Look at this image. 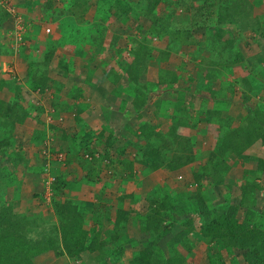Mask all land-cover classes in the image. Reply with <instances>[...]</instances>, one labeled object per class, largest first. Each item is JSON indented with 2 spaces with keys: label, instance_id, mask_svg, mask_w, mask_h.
<instances>
[{
  "label": "rangeland",
  "instance_id": "obj_1",
  "mask_svg": "<svg viewBox=\"0 0 264 264\" xmlns=\"http://www.w3.org/2000/svg\"><path fill=\"white\" fill-rule=\"evenodd\" d=\"M63 1L65 0H51L50 3H46V1L43 0H0L2 7L6 8L8 11L9 9L11 10V17L2 23L0 28L8 30L11 26L12 31H20L22 38L24 37V39H26L23 40L26 45H23L24 48L22 51L31 52L26 67L31 68L32 65L38 64V58L34 54L38 41L33 37L32 32L38 31L37 33H40L41 31L50 36L53 26L50 23L49 16L52 14L56 16L62 11L64 6ZM86 1L88 7L83 14V22L88 26H93L94 30L101 32L103 40L100 47H94L92 43L86 45V47H78L76 43L71 42V45L66 49L67 51H71L74 45L76 52H78L77 48L80 49V52H86L84 54L85 67H82V70L77 72L67 71L64 73L70 80H80V84L88 83L86 91L78 88V90L73 93L77 94V104H68V101L67 103L59 102L61 101L60 97L63 96L62 98H64L65 95L63 94L60 96L58 90H54L51 84L49 86L52 90L50 87L48 88V86L42 87L40 85V87H38L36 85L35 87L34 84L30 83L31 78L22 76V70L20 71V68L17 71H14L15 69L13 71L6 70L8 72L3 71L2 75H0V77L5 79L6 83H8L3 89L5 90L4 93H7L6 99L0 98V130L7 131L11 134L14 140L13 143L16 145L15 148L30 159V165H28L27 168L28 174L24 179L22 187L14 188L7 186L4 188L3 191H6L7 196L5 195L1 203L4 204L5 207L13 205V210L16 209L19 213L26 212L28 213L27 215H31L32 217L35 216L36 219L41 220L38 231L26 233L27 240L34 241L37 239L43 241L48 238H54L57 242L52 251H48L37 257L34 264H98L96 259L87 255L85 251H81L78 256H71L66 251L59 230L57 228L55 230H49L51 226L58 225L59 221L54 214L53 217L51 215V212L54 211L53 207L45 205V203L48 202L49 188L48 182H46L47 180L45 181L42 176L43 174L40 173L42 167H44L42 165L45 162L37 164L34 162H36L38 157L45 158V156L48 155V147H52V142H62L64 134L68 137L66 142L74 143L75 136L81 135L83 130L84 133L86 130L92 132L93 136L89 137L87 142L79 147V151L77 152V154H84L88 162L83 161V163H80L77 159H71V161L67 163L64 158V151L53 155L57 157L52 158L53 162H49V169L43 170L45 172L44 174L47 173L48 181L51 180L54 172L62 176L65 175L66 178H70L73 174H82L80 170L82 165L83 167L84 165H90L91 168L89 170H91L92 174L96 173L101 177V179H96L95 181V190L90 191V187L88 186V191L85 190V185H79L76 189L73 188L69 191L70 197L74 199L85 198L84 191H87V197L94 198L96 194L98 195V193H100V190L105 191L104 195H106V197H114L121 192H134L126 203L132 208L130 216L132 218L133 216H138L136 219L138 223L139 220L149 216L151 213L147 206L149 204L147 198L149 200L155 198L152 202V206H154L158 203L159 199L165 198L166 193H169L172 202L183 204L184 199L182 194H184L183 191L185 188L179 185L190 182L185 177L189 176V179L192 178L191 172H194L191 162L178 168L176 171H169L166 167L160 166L151 172H148L144 167L139 168L135 163V169H133L132 172H125V160H131L135 157V154H137L139 150L137 146L142 150L149 147L147 146L146 139L138 134V131H140V119L142 118L140 115L145 118V120H143L145 122L147 120L146 116L151 118V110L157 111L161 109L164 111L163 113H166L165 115L171 113L174 118V120L170 122L172 127L176 120L179 124L184 126V124H187L186 121L194 122L198 119L200 122L194 124L202 125V127L199 133L195 134L196 138L183 135L181 140L183 144L180 145L188 146L193 155L198 154L196 157L198 158L197 161H199L198 167H200L202 164L208 162V156L211 153L213 154L217 151V146L221 138L226 136V132L234 131L240 124H244L245 130H250V128L254 126L249 119L246 120L248 109L243 105L244 100L241 96L242 90H244L242 87L244 85L240 79L248 77L249 74L255 82L264 78L263 65L260 64L259 67L255 66L254 70L250 73L251 68L246 61L248 59H246L245 61L228 65V67L224 69L227 80L222 84L216 85L213 83L214 85L211 86L213 76L214 78H218L222 71L219 66L211 63L214 61L219 63L220 60L216 59L218 58V54L206 48L209 42L212 44L215 43L211 39L208 41V38L212 36V34H215L214 32L211 30L209 31L207 27L197 29L191 35L195 42L198 41L197 45L193 44L181 50L179 49L178 51L172 50L174 45L170 34L155 36V34L151 33L152 22L155 20V16L157 18L159 16L161 19H166V25H168L171 31L180 29L191 31L192 25L190 23V18L187 17L185 13L189 11L196 12L198 6L213 3L214 0H161L156 7L151 8V12L149 11L151 5L148 0H114L113 3H115V5L107 4L100 0ZM15 2L21 3L18 7L15 6L16 8H14L11 5ZM47 4L50 5L48 10ZM54 5L56 7L58 6V8L53 10ZM122 7L127 9V13L125 12L122 16H117V13L122 12ZM260 8L261 7H259V9ZM78 11L81 12V9L78 8ZM48 14L50 15L48 16ZM57 19L59 20L60 16ZM244 20L245 18L242 19V21ZM252 20L250 22L253 23ZM262 22L264 23V19ZM262 22L259 21L255 23L254 21L251 25H255L251 28L248 26L245 27L244 25V27L241 26L238 29L235 27V23H229L224 26L226 33L224 36L230 38L229 36L233 34V30H238L236 31V37L238 36L237 45L244 50V56L251 59L264 53V24ZM77 26L80 28L81 25ZM195 26L196 25H194V27ZM46 28L50 30L47 32ZM255 29H257V31H255ZM144 45L148 48V50H143L144 52L147 51V59L143 64L140 62L139 64L138 59L140 58V52H138L137 55V50H141ZM91 52L96 53L95 55L97 56L95 59H91ZM50 64L53 66L52 61ZM89 64H93L95 68L93 72L91 73L88 71L90 75L84 74L82 77H78L79 72H84V69ZM53 69L54 67L49 71L52 73ZM74 70H76L75 66ZM36 71H38V69L32 70L29 74L31 75ZM62 71L64 72L63 68ZM44 74L48 78V75L46 73ZM72 74L73 76H70ZM85 76L87 82L82 79L85 78ZM91 81L95 83H91ZM108 83L109 87L113 89L109 91L111 100H109V107L105 109L101 108L100 105L96 106V102L100 100L101 92H104L105 89L103 87ZM97 84L98 86L95 88ZM99 84L103 87H99ZM116 86H118V90ZM215 86L219 87L217 88L216 97L223 94L225 102L233 100L235 103L232 104L228 102L221 105L224 101L219 102L218 100H213L211 96L212 93L215 94L216 92L214 91ZM46 88L48 89L46 90ZM65 92L68 93V90ZM249 94L250 99H248V101H250V109L251 106L253 108L259 106L262 107L264 111V90L261 87H254L249 91ZM71 95L72 94L69 95L70 98H73ZM57 96L59 97L56 99ZM197 96L199 98L195 100ZM66 98H68V95H66ZM93 98L94 100L96 99V102L92 101L89 103V100H93ZM8 101L12 103L16 102L23 107L27 104V108L30 109L29 113L34 111L35 106L43 108V111L37 112L39 116H35V120H33L35 123L27 119V121L15 126V121H12L14 119L12 118L14 112L11 111L7 103ZM142 101L144 108L139 111L137 105ZM51 102L52 106L56 109L53 117L52 114L48 112V110L51 111L50 108H52ZM100 103L102 104V101H100ZM65 107H67V110H65ZM210 108H219L220 113H216L215 118L207 122L206 112ZM116 110L121 112L120 116H118V114L116 115V112H114ZM143 114L148 115L145 116ZM60 116L61 119H58ZM198 116L201 118H197ZM228 120L230 124H228V127L224 128ZM51 124L54 125L53 128ZM35 129L39 130L41 133H44L43 130L45 131L42 137V144H44L46 148L40 149L38 145L31 143V133ZM198 129V127H195L194 130L197 132ZM131 130L135 132V136L132 137V142L124 147V141L126 142L128 140V132ZM164 132L165 131L162 130L159 133H154L148 138V141L154 144L156 150L162 149V145L167 144V141H169L171 137V134L168 135ZM1 134H3V132ZM82 136H84V134ZM243 137H247V134H243ZM195 140L197 142H194ZM71 147V145L68 146V148ZM175 147L177 148V146ZM58 148V145L54 146V149L58 150ZM122 148H124L123 153L120 152ZM87 150L91 151V153L85 152ZM174 152L177 153L178 151ZM245 152L253 156L264 157V143L257 141L248 147ZM171 155V152L165 154L166 158H171ZM226 164L229 167L228 175L226 176L229 180L225 179L223 183L216 185L213 177L212 179L209 178L210 176H208V178L203 177L196 182L197 184L195 182L188 183V190L186 193L198 192L204 203L214 206H218L223 203L226 198L234 196L233 193L238 192L236 185L242 179V175H246L245 173L246 169L249 168V163L242 164L239 159L232 157V159H227ZM82 171L84 172V169ZM121 174H124L122 178L127 177L129 179L128 182H132L133 184L131 183V186L126 184L121 187V189H117L115 185H102L104 179L108 178H113L112 181L117 182L120 180ZM258 174L260 173H257V175ZM256 177H258L259 183L262 184V189L256 192V195L254 193H249V195H247L248 199L245 201V205H247L243 207V211H245L244 209L247 207L249 210H257L260 202L264 201V173ZM197 186H200V189L197 190ZM233 200H235L234 197ZM238 201L239 199L237 202ZM194 206V203L189 204V208L191 209ZM182 210L186 213L189 211V209L184 206ZM169 213L171 214L172 211H169ZM243 214L244 212L239 210L236 214L237 218L242 220ZM252 217L258 219L261 225H263L261 229L264 232V219L261 218L260 214L256 213L252 215L249 217V221H251ZM132 218L130 222L133 221ZM84 223L88 226L92 224V221L89 219L85 220ZM98 226L99 225L94 224V227ZM184 226L185 222L182 220L178 223L173 222V224L166 227L165 234H167L168 239H165L162 245L164 246L165 243L167 244L170 237H174ZM197 235L196 231L189 234L188 240L190 242V249H186L181 244L177 245L178 250L185 258L186 264H247L246 259L241 255V251L237 249H226L221 240L212 243L198 240ZM89 236L92 237V234H89ZM107 239H110V237L107 236ZM208 252L211 256L213 255V257L216 258V262L215 260L212 262L211 259L207 257L206 254ZM130 255V250H127L122 261L116 264H126ZM228 255L229 259L227 258L225 263L223 256ZM233 257L237 259L234 260L232 259ZM106 264L112 263L107 260Z\"/></svg>",
  "mask_w": 264,
  "mask_h": 264
},
{
  "label": "trees",
  "instance_id": "obj_2",
  "mask_svg": "<svg viewBox=\"0 0 264 264\" xmlns=\"http://www.w3.org/2000/svg\"><path fill=\"white\" fill-rule=\"evenodd\" d=\"M43 1L50 3L51 0ZM100 1L115 5L113 3L114 0ZM148 2L151 5L149 8L150 11L161 0H148ZM63 5V9L58 15L48 14L52 20L60 16L58 21L61 38L58 41L65 43L74 42L78 47H86V45L91 43L94 47H100L103 40L101 32L94 30L93 26H88L83 22V14L88 7L87 1L65 0L63 1ZM46 6L48 10L50 5L47 4ZM259 7L261 8L259 9ZM78 8L81 9V12L78 11ZM261 9L264 11V0H218L216 3L198 6L196 12L189 11L185 13L190 18L192 25L191 31H187L186 29L171 31L168 25H166V19L155 16V20L152 22L151 33L155 34V36L170 34L174 45L172 50L178 51L193 44L197 45L198 41L195 42L194 38L191 37L192 33L197 29L207 27L209 31L214 32L215 34H212L208 38V41L211 39L215 43L212 44L209 42L206 48L218 54V58L216 59L220 60L219 63L216 61L211 63L219 66L222 71L218 78H214L213 76V86L214 84H222L227 80L224 69L232 63L248 59L246 61L251 68L250 73L254 70L255 66L259 67L262 64L264 67V53L251 59L244 56V50L237 45L238 36L236 37V31L238 30L234 29L233 34L229 36L230 38L224 36L226 34L224 26L229 23H235V27L238 29L241 26L244 27V25L245 27L248 26L251 28L255 25H251L254 21L255 23L262 22L264 12ZM125 12L127 13V9L122 7V12L117 13V16H122ZM10 17L11 12L0 4V25ZM243 18H245L244 21H242ZM251 20L253 23L250 22ZM77 25H81L80 28ZM194 25L196 26L194 27ZM45 42V45L38 42L36 52H34L36 56L38 54L42 58L41 61L36 65H32L25 75L26 78L28 76V78H31L30 83L34 84L35 87L36 85L44 87L47 80L44 73L52 69L50 62L52 52H54L53 41L47 39ZM7 49H9L7 44L0 43V54L10 53L6 51ZM77 50L80 49L77 48ZM143 50H148L147 46L144 45L141 50H137V55L140 52L138 63L140 62L141 64L147 59V51L144 52ZM35 69H38V71L30 75L29 73ZM240 80L244 85L241 96L244 100H242L243 105L248 109L246 120L249 119L254 126L250 130H245L244 124H240L234 131L226 132V136L221 138L217 146V151L208 156V162L202 164L196 171L194 170L191 176L192 178L185 177L191 183H196L201 178H208V176L211 179L212 177L214 178L216 185L223 183L225 179L229 180L226 177L229 168L226 161L228 158L232 159L234 157L239 159L242 164L249 163V168L246 169V175L243 174L242 179L236 185L238 192L233 193L234 196L226 198L218 206H214L204 203L198 192L186 193L188 183L190 182L185 183L183 181L185 184L179 185L185 188V190L183 188L184 191L182 190L184 193L182 194L184 199L183 204L172 202L169 193H166L165 198L160 197L162 199H159L158 203L154 206H152V202L155 198L153 200L147 198L149 201L147 206L151 213L149 215L147 212L149 216L144 217L137 223L136 219L138 216H133V218L130 216L132 208L126 203L134 192H121L114 197H106L104 195L105 191L100 190V193L98 195L96 194L94 198L87 197V191H84L85 198L74 199L70 197L69 191L73 188L76 189L79 185H85V190L88 191V186L90 187V191L95 190V181L96 179H101V177L96 173L92 174L91 170H89L91 168L90 165H84V167L82 165L80 168L82 174H73L70 178H66L65 175L56 174L54 179L49 183L50 196L45 205L53 207L54 211L51 212V215L53 217L54 214L59 223L56 226H51L49 230H55L56 228L59 230L66 251L71 256H78L81 251H85L87 255L95 258L98 264H106L107 260L109 262L111 261L112 264H116L120 263L125 257L126 251L130 250L131 255L127 259L126 264H186L185 258L178 250L177 245L181 244L186 249H190L189 234L196 231L198 240L211 243L221 240L226 249H237L241 251V255L244 256L247 264H264V232L261 229L263 225L254 217L251 219L252 223L249 221V217L256 213H259L261 218L264 219V201L260 202L257 210H249L248 207L244 209L245 211L242 210L247 205H245V201L248 199L247 195L249 193L256 195V192L262 189V184L259 183L258 177L256 176L264 173V157L250 155L245 150L257 141L264 143V111L259 106L254 108L251 106L250 109V101H248L250 99L249 91L251 89L261 87L264 90V78L255 82L249 74L248 77H243ZM7 84L5 79H0L1 99H6L7 93H4L5 90L3 89ZM217 88L219 87L215 86L214 91L216 92L215 94L212 93L211 97L213 100H218L219 102L224 101L221 105L228 102L235 103L233 100L225 102L223 94L216 97ZM109 89L112 88L110 87ZM7 103L11 111L14 112V116L12 117L14 119L12 121H15V126L27 121V119L35 120V116H39L37 112L43 111V108L39 106H35V108L32 106L34 111L29 113L30 109L27 108V104L23 107L16 102L12 103L8 101ZM50 104L52 105V102ZM142 104L143 101L137 105L138 110L143 108ZM219 108H210L206 112V121H212L216 113H220ZM140 116L142 118L140 119V131H138V134L146 139L147 146L149 147L142 150L136 145L139 148L138 153L131 160H125V172H132L135 169V163L139 168L144 167L148 172L154 171L160 166L166 167L169 171H176L178 168L193 162L194 159L198 160L197 155H193L188 146L180 145L183 143L181 141L182 139L178 136H171L167 144L162 145V149L156 150L154 144L148 141L150 134L156 133L154 131L155 127L148 120L145 123L143 116ZM228 124H230L229 120L224 128L228 127ZM51 127L53 128L54 125L51 124ZM2 132L3 134H1ZM43 132L41 133L35 129L30 137L31 143L38 145L40 149L45 147L42 144V137L45 131L43 130ZM83 134L84 136H82ZM243 134H247V137L244 138ZM128 135L129 138L126 142L124 141V147L132 142V137L135 136V132L131 130L128 132ZM91 136H93L92 132L86 130L84 133L83 130L81 135L75 136L74 143H69L66 142L68 137L63 134L62 142H52V147H48L49 153L50 155H55L65 151L64 158L67 163L71 159H77L80 163H83V161L88 162L84 154H77V152L79 151V147L83 146ZM13 141L11 134L7 131L0 130V159H2L0 160V264H34L37 257L48 251H52L57 242L54 238H48L43 241L37 239L34 241L27 240L26 233L38 231L41 220L36 219L35 216L27 215L28 213L26 212L19 213L18 210H13V205L5 207L1 203L2 195L6 193V191H3L4 188L7 186L14 188L22 187L24 179L28 174V165H30L28 156L17 150ZM69 144L72 146L71 148H68L70 146ZM55 145H58V150L54 149ZM123 151L124 148L120 150L121 153ZM174 151L178 152L175 153ZM85 152L91 153L89 150ZM170 152L172 153V157L166 158L165 154ZM44 160L38 157L34 163L37 164ZM83 169L84 172L82 171ZM257 173L260 174L257 175ZM121 175L120 180L117 182H113V178L107 177L108 179H104L102 185H115L117 189H121L126 184L131 186L132 182H128L129 179L127 177L122 178L124 174ZM196 189H200V186H197ZM236 195L241 197L239 198ZM233 197L235 200H233ZM238 199L239 201L237 202ZM190 203H194L195 205L192 209L189 208ZM183 206L189 209L188 213L182 210ZM239 210L244 212L242 220H239L236 215ZM169 211H172V213L170 214ZM131 218L133 219L132 222H130ZM89 219L92 221V224L87 226L84 222ZM182 220L185 222V226L174 237H170L167 244L165 243L163 246L162 242L168 239L167 234H165L166 227L173 224V222L178 223ZM94 224L99 226L94 227ZM89 234H92V237ZM107 236L111 240L107 239ZM214 260L216 262L215 257L211 259L212 262Z\"/></svg>",
  "mask_w": 264,
  "mask_h": 264
},
{
  "label": "crops",
  "instance_id": "obj_3",
  "mask_svg": "<svg viewBox=\"0 0 264 264\" xmlns=\"http://www.w3.org/2000/svg\"><path fill=\"white\" fill-rule=\"evenodd\" d=\"M215 2H218V0L217 1H215V0L213 1V3H215ZM20 3L21 2H15L11 6L16 8V7H18L20 5ZM57 8H58V6L57 7L55 5L53 6V10L57 9ZM49 19H50L51 25L53 26L52 34L50 36L44 34L41 31H40V33H37L38 31L32 32L33 37H35V39L39 43H43L45 45V43H46L45 40L49 39V40L53 41L52 45H54V52H52V57H51V61H52V64H53L52 67H54V69H53L52 73L50 71L46 72V74L48 75V78L44 74L45 77L47 78L44 86H46V87L48 86V88H49L50 87L49 85L51 84L52 87H54V90H58V92L60 93V96L63 95V94L65 95L64 98H62L63 96L60 97L61 101H59V102L67 103V101H68V104H70V103L77 104V94H73V93H75L78 90V88L84 89L86 91L88 83L80 84L79 83L80 80L79 81H76V80H73V79L70 80V79H68L65 76L64 73L67 72V71L68 72H73V71L77 72V71L82 70V67H85L84 54L86 52H80V50H77L78 52H76L74 45H73L71 51H67L66 49L71 44L58 41L61 38L60 34H59V27H58L59 26V21H58V19L56 18L57 20L56 19L52 20V18H50V17H49ZM57 22H58V25H57ZM16 34H20L21 35V32L20 31H12V27L11 26H10V28L8 30L1 29V31H0V43L7 44L9 49H7L6 51L10 52V53H7V54H0V75H2L3 71H6V70L13 71L14 69H15L14 71H17V70H19V68H20V71L22 70V73L20 72L22 74V76H25L28 73L29 67H26V65L28 64L27 60L29 59V55L31 54V52L29 53L27 51L26 52L22 51V49L24 48L23 45L24 44L26 45V43L24 42V44L22 46H20L19 42H16V40L14 38V37H16ZM24 40H26V39H24ZM93 53L94 52H91V59H95V57L97 56V55H95L96 53H94V54ZM37 58H38V62H40L41 59H42L40 56H38V54H37ZM74 66L76 67V70H74ZM62 68H63L64 72L62 71ZM93 69H95L93 64H89L84 69V72H79L78 77H82L84 74L85 75H90V74H88V71L92 73ZM8 71H6V72H8ZM70 76H73V74L70 75ZM0 79H1V77H0ZM82 79H84L85 82H87L86 76H85V78H82ZM91 83H95V82L91 81ZM99 85H100L99 87L102 86L101 84H99ZM37 86L40 87V85H37ZM97 86H98V84L95 86V88ZM211 86H212V82H211ZM116 87H117V90H118V86H116ZM48 88H46V90ZM103 88H105V89H104V92H101L100 100L96 102L95 101L96 99L94 100V98H93V100L92 99L89 100V103H91L92 101H95L96 104H97L96 106L100 105L101 108L107 109L109 107L108 106L109 105V100H111L110 99V94H109V91H110L109 83L106 84ZM51 90H52V88H51ZM66 90H68V93L65 92ZM85 91H84V93H85ZM70 94H72L71 96H73V98H70V96H69ZM66 95H68V98H66ZM203 95H205V94H203ZM205 96H207V95H205ZM58 97L59 96H57L56 99ZM198 98L199 97L197 96L195 98V100H198ZM204 98H206V97H204ZM100 101H102V104L100 103ZM110 106H112V105H110ZM143 108H144V106H143ZM142 109H140V110H142ZM206 109H208V108H206ZM65 110H67V107H65ZM150 110H151V108H150ZM102 112H103V110H102ZM114 112H116V115L118 114V116H120L121 112H119L118 110H116ZM163 112L164 111L161 110V109H158L157 111L151 110V118H149V116H146L148 114H143V115H145L147 117V120L149 121V123L154 125V127H155L154 130H155L156 133H159L160 131L163 130V131H165L164 132L165 134H168V135L171 134V136H178L180 139H182L183 135H185V136L189 135V136H191L193 138H196L195 134L199 133V130L202 127V125H198V124L195 125L194 124V123L200 122L198 119H196V121H194V122H187L186 121L187 124H184V126H182V124H179L177 122V120H176L174 126L172 127L170 122H172L174 120V118L172 117L171 113H169L168 115H165L166 113H163ZM53 115H55V111L53 112ZM197 118L200 119L201 117L198 116ZM202 122H204V121H202ZM195 127L199 128L197 132H196V130H194ZM193 130H194V132H193ZM177 132H179V133H177ZM153 134H150V137ZM194 142H197V141L195 140ZM194 142H192V143H194ZM198 147H200V146H198ZM198 163H199V161H197L195 159H194L193 162H191V166H192L193 170H195V171L197 170ZM186 167H184V168H186ZM192 173L193 172H191V176H192ZM187 178H189V176ZM233 250H235V249H233ZM206 255H207V257H209V259L214 258L213 255L211 256L209 254V252ZM223 255H225V254H223ZM223 257H224L223 260L226 263L227 258L229 259V255L228 256H223ZM232 259L236 260L237 258L233 257Z\"/></svg>",
  "mask_w": 264,
  "mask_h": 264
},
{
  "label": "clouds",
  "instance_id": "obj_4",
  "mask_svg": "<svg viewBox=\"0 0 264 264\" xmlns=\"http://www.w3.org/2000/svg\"><path fill=\"white\" fill-rule=\"evenodd\" d=\"M9 11L11 12V10L9 9ZM20 37H21V40H19V41H16V42H19V45L20 46H22L23 44H24V37L22 38V35H20ZM15 38V37H14ZM16 40V39H15ZM52 106V105H51ZM50 110L51 111H49L48 110V112H50L51 114H52V117H53V112L56 110L55 108H54V106H52V108H50ZM57 110H59V109H57ZM60 111V110H59ZM58 119H61V116L60 117H58ZM53 155H50V153H48V155L47 156H45V158H43V159H45L43 162H45L42 166H44V167H42V170H41V172L40 173H42L43 175V179L46 181V182H48V188H49V183L54 179V177L56 176V174H58V173H53V177L51 178V180H49L48 181V177H47V173L46 174H44L45 172L43 171V170H48L49 168H48V165H49V162L50 161H52V158H54V157H57V156H53ZM59 160H60V158H59ZM43 162H41V163H43ZM53 162V161H52ZM50 167V166H49ZM44 175H46V176H44ZM49 176V175H48ZM50 177V176H49ZM50 190V189H49ZM47 191H48V189H47ZM7 193H5V195H6ZM5 195L3 194L2 195V199H4L5 198ZM7 196V195H6ZM49 196H50V193H49ZM11 200V199H10ZM12 201V200H11ZM14 202V201H13ZM9 203H11V202H9Z\"/></svg>",
  "mask_w": 264,
  "mask_h": 264
},
{
  "label": "built area",
  "instance_id": "obj_5",
  "mask_svg": "<svg viewBox=\"0 0 264 264\" xmlns=\"http://www.w3.org/2000/svg\"><path fill=\"white\" fill-rule=\"evenodd\" d=\"M20 28V27H18ZM50 29L49 28H46V31L48 32ZM16 41H19L21 40V37H20V34H16V37H15Z\"/></svg>",
  "mask_w": 264,
  "mask_h": 264
}]
</instances>
